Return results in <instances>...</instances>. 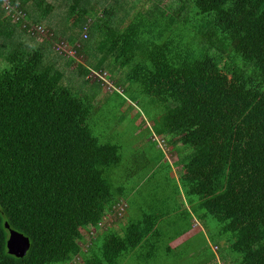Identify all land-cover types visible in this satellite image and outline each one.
<instances>
[{
    "label": "trees",
    "instance_id": "16d2710c",
    "mask_svg": "<svg viewBox=\"0 0 264 264\" xmlns=\"http://www.w3.org/2000/svg\"><path fill=\"white\" fill-rule=\"evenodd\" d=\"M6 1L25 19L0 0V264H121L135 253L157 262L163 249L190 246L171 244L194 217L228 236L235 259L225 264H264V0ZM25 21L52 39L38 42ZM58 59L87 95L63 86ZM94 71L164 105L157 132L187 150L191 211L121 224L137 174L121 145L93 132L103 89ZM173 214L188 229L171 238ZM115 221L119 232L93 238ZM7 223L31 240L23 259L9 254Z\"/></svg>",
    "mask_w": 264,
    "mask_h": 264
},
{
    "label": "rangeland",
    "instance_id": "374dc122",
    "mask_svg": "<svg viewBox=\"0 0 264 264\" xmlns=\"http://www.w3.org/2000/svg\"><path fill=\"white\" fill-rule=\"evenodd\" d=\"M132 1L135 2L136 0ZM148 1L151 0H144V3ZM169 1L167 0L165 3ZM29 24L32 25L33 23L30 21ZM43 40L49 41L47 38H37V41L40 43ZM58 60L59 64L57 67L66 74L63 86L74 90L76 93L82 91V93L86 94L87 91L82 80L74 73L71 74V71L62 67L63 60ZM78 62L85 64V59L78 58ZM126 75L128 74H125V77ZM121 83L123 93L115 91L118 94L115 93L108 96L104 91L110 93L112 91L107 90L106 87L94 90L95 93H99V97L94 103L96 111L93 116V132L101 143H116L121 145L124 148L126 158L130 163H133L134 169L138 166H143L147 161L146 166L142 167L140 172L131 179L135 185H142V193L137 201L144 205L146 204L144 198L150 190L154 189L155 191L158 188L170 189L177 182L174 175L169 181L165 182V174H172V171L166 166L159 169L155 168V163L161 157L155 145H158V148H165V144L169 143L173 138L172 135L168 134L160 136L159 132H157L158 128L164 127L163 119L166 113L164 105L159 103L155 98L144 94L141 86L131 83L127 79ZM108 98L107 103L106 100ZM185 153L186 151H183V154ZM153 171H155V178L151 182L149 177ZM195 200L198 199L195 198ZM133 203L130 215L128 214L126 217L124 215L122 219L121 224L125 225V227H127L130 219L134 220L136 217V201H133ZM116 221L108 224V227H104L98 234L95 233L93 238L101 235L110 226L114 231L119 232L121 227H118ZM207 224L210 228L209 231L206 230L205 234L206 238H208V243L201 236L191 241L189 247L176 250L172 254H168L164 249L161 250L160 256L162 257L158 258L157 262H153L154 259L147 256L139 258L135 253L123 259L121 264H207L208 261L210 264H225L228 259L234 258L227 242L228 236L221 233V228L214 219L208 218ZM190 249L193 250L192 255L189 254ZM219 257H222L224 263H222L221 259L217 260Z\"/></svg>",
    "mask_w": 264,
    "mask_h": 264
},
{
    "label": "crops",
    "instance_id": "0c3cea01",
    "mask_svg": "<svg viewBox=\"0 0 264 264\" xmlns=\"http://www.w3.org/2000/svg\"><path fill=\"white\" fill-rule=\"evenodd\" d=\"M112 81L114 82L115 86L116 85V81L112 79ZM117 89L120 90V93H123L124 91L121 89V87L117 86ZM105 94H107L108 96L111 94H114L115 92H107L104 91ZM118 94V93H117ZM158 150H160V159L155 163V168L159 169L162 167H167L172 171V174H165V182L169 181L173 175L176 177L177 182L174 183V185L170 188V189H166L165 188H158L157 191L154 189L150 190L148 192V194L146 195V197L144 198V201L146 202V204H141L139 203L138 197L141 195L142 193V185H135L134 190H132V193L130 194V196L127 198L130 202H131V207H132V203L133 201H136V207H137V212L135 213L136 217H144L147 214H154V213H160L159 211L163 212V215H168L172 212L177 213L181 208L184 209H189L190 211L193 209L190 200L193 202V199L189 198L187 195V192L185 190V188L182 185V176L184 174V170H185V161L187 159V154H183V151H187L185 147H183V145H178V147H174V149L171 147H168V144H165V148H158ZM161 151L163 152L161 154ZM163 155V156H162ZM147 162V161H146ZM146 162L143 164V166H138L136 169L132 170L134 171L136 174H138L141 170L142 167L146 166ZM125 174L129 175L130 173V169H126L125 170ZM155 171H153V173L150 175L149 179L152 180L155 178L154 173ZM125 181V180H124ZM127 184V181H125V184ZM133 200V201H132ZM156 202L158 204V208L154 207V203ZM134 204V203H133ZM177 215V214H175ZM174 214L172 215V221L168 222L169 225H164V226H170L173 228L172 232L170 234H168L169 230L165 229V235H169V237L174 238L175 235H177L178 233L181 232H185L188 229V225L187 222L184 221V219L181 218H177L174 217ZM194 216V215H193ZM176 218V219H174ZM164 223V222H163ZM191 229L190 231H188L186 234H184L181 237H176L175 241L171 244L172 249H178L186 244H189L191 241H193L195 238H200L201 236L204 237V239L206 240V242L208 243V238H205V234H206V226L205 223L203 221H199L196 217H194L191 220ZM208 245V244H207ZM190 255L193 254V250L190 249ZM223 262L222 257L217 258V260H220ZM227 263V262H225ZM207 264H210V262L208 261Z\"/></svg>",
    "mask_w": 264,
    "mask_h": 264
},
{
    "label": "built area",
    "instance_id": "2783aa9c",
    "mask_svg": "<svg viewBox=\"0 0 264 264\" xmlns=\"http://www.w3.org/2000/svg\"><path fill=\"white\" fill-rule=\"evenodd\" d=\"M5 2V11L10 14L13 15V17L15 18L16 21H20V20H24L25 19V15L18 11L15 7H12L11 4L9 3V1L3 0ZM27 21H25L24 23H26ZM29 23H26V25H28ZM31 26V29L29 30V32L35 36L36 38L39 39H43V38H47L49 40L52 39V35L42 26ZM84 39H88V35H87V30L86 33L84 34ZM78 47H80V44H77ZM59 50L66 52V55L71 56V57H75L76 56V52L75 51H70L68 50V48L62 44V46L59 47ZM63 54V53H62ZM65 54V53H64ZM93 81H97L99 83H101L103 85V87H106L107 90H111L112 92L115 91H120L117 89V87L115 86L114 82L112 81V76L110 75V73L108 72H92L91 76H90ZM116 214H118L119 217H122L123 215V208H121ZM115 214V215H116Z\"/></svg>",
    "mask_w": 264,
    "mask_h": 264
},
{
    "label": "water",
    "instance_id": "95a60500",
    "mask_svg": "<svg viewBox=\"0 0 264 264\" xmlns=\"http://www.w3.org/2000/svg\"><path fill=\"white\" fill-rule=\"evenodd\" d=\"M6 228L10 231V238L8 240V251L11 256L18 259L25 258L31 250V240L24 234L11 229L7 223Z\"/></svg>",
    "mask_w": 264,
    "mask_h": 264
}]
</instances>
